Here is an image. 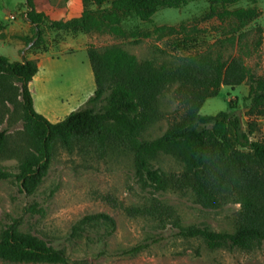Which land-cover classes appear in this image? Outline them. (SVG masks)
I'll return each mask as SVG.
<instances>
[{"label":"trees","instance_id":"obj_1","mask_svg":"<svg viewBox=\"0 0 264 264\" xmlns=\"http://www.w3.org/2000/svg\"><path fill=\"white\" fill-rule=\"evenodd\" d=\"M202 0H82L84 11L79 18L51 21L38 12L33 0H27L26 19L35 28L46 23L52 30L109 31L126 36L123 23H153L162 9H181ZM213 14L220 10L237 20L235 36L224 43L241 46L245 36L238 34L258 16L255 10L228 9L242 2L259 0H206ZM165 36L167 28L157 30ZM169 34L172 30H169ZM130 35H140L135 26ZM88 56L94 74L96 91L87 101L91 108H81L63 121L51 123L38 113L30 84L39 72L36 60L12 61L0 56V157L19 153V174L15 177L20 191L33 195L48 175L57 147L73 153L78 145L95 152L132 156L136 176L157 191L190 190L199 205L219 209L224 205L240 206L237 227L233 233H218L199 227H183L176 212L160 203L146 208H125L131 218H151L161 225L171 222L176 236L201 239L211 250L237 248L253 252L264 244V140L252 141L256 128L251 122L245 129L234 102L230 111L203 116L205 103L218 98L224 87L236 89L249 83V117H264V76H256L239 56L226 60L221 53H202L181 58L179 63L139 61L135 56L114 47L90 48ZM178 85L177 99L185 114L168 131L154 140L143 138L146 130L161 118L159 96ZM21 111L22 143L10 146L7 130H1L9 113L7 105ZM104 105V106H103ZM102 107L100 111L98 107ZM13 149V150H12ZM172 156L183 163L181 175H167L153 166L159 154ZM30 211L42 214L37 204ZM106 226L115 231L116 221L106 214L85 217L74 227L79 236L86 227ZM147 244L127 251L136 256L147 250ZM0 260L26 264H69L64 251L50 246L37 236L19 231V222L0 234Z\"/></svg>","mask_w":264,"mask_h":264},{"label":"rangeland","instance_id":"obj_2","mask_svg":"<svg viewBox=\"0 0 264 264\" xmlns=\"http://www.w3.org/2000/svg\"><path fill=\"white\" fill-rule=\"evenodd\" d=\"M33 1L37 10L39 0ZM27 9V0H0V56L12 61L32 56L38 65L45 57L55 62L46 67L49 81L45 85V95H36V101L37 108L43 110V98L47 96L48 105L58 108L56 113L62 116L61 121L78 109L93 107L87 104L96 91L94 75L91 79L87 73L91 69L90 48L118 47L139 61L173 64L179 63L181 58L209 52L221 53L226 60L241 56L256 76H264V0L255 4L242 2L228 9L229 12L255 10L258 14L239 31L238 34L245 36L239 47L224 43L235 36L236 18L226 16L222 10L213 14L206 0L181 9H162L150 24L123 23L126 36L109 31L52 30L46 23L35 28L26 19ZM135 26L140 35L132 36L130 32ZM11 28L14 30L9 32ZM161 28H167L165 36L157 31ZM169 30L172 33L169 34ZM16 35L29 37L25 43H18ZM81 48L84 51H80ZM177 89L178 85L171 86L159 96L158 110L162 116L146 130L145 140L161 137L184 116L185 108L176 97ZM248 94L249 83L236 89L224 87L218 98L205 103L201 114L216 116L228 112L234 102L245 129L248 130L249 122L255 125L251 140L262 141L264 117L247 116L250 111ZM103 106L97 109L100 111ZM7 107L9 113L1 130L8 131L10 146L16 148L22 143L18 133L23 129L21 111L18 106L8 104ZM83 146H76L73 153L57 147L48 175L33 195L22 193L15 177L5 179L1 175L19 174L18 157L21 155L16 151L13 155L11 151L0 157V234L18 221L20 232L37 236L64 251L69 264H264V244L253 252L228 247L211 250L201 239L177 237L171 222L161 225L151 218H131L125 212V208H146L157 202L173 209L183 227L233 233L239 205L206 209L188 189L157 191L136 176L132 156L100 154ZM153 166L167 175L184 172L182 162L162 153ZM34 204L43 210L42 214L30 211ZM97 214L115 219L116 228L112 234L111 229L98 225L86 227L79 236L74 235L75 226L85 217ZM141 244L150 247L136 256L126 254ZM0 264L26 263L0 260Z\"/></svg>","mask_w":264,"mask_h":264},{"label":"crops","instance_id":"obj_3","mask_svg":"<svg viewBox=\"0 0 264 264\" xmlns=\"http://www.w3.org/2000/svg\"><path fill=\"white\" fill-rule=\"evenodd\" d=\"M37 11L44 13L51 21H69V20H72V19H75V18H78L81 16V14L83 12V5H82L81 0H67V1L57 0V3H55L54 0H39V6L37 8ZM29 24L32 25L30 22H29ZM17 25H19V24L17 23ZM17 25H16L15 29H17V27H18ZM12 29L14 30V28H11V29H9V32L13 31ZM14 37H15V39L18 40L17 41L18 43H25V40L29 36L22 37V36L16 35ZM10 38L11 37H8V39H10ZM3 45L6 46V43ZM18 48H20V47H18ZM80 51H84V48H81ZM23 60H25V59H23ZM23 60H20V61H23ZM27 60H34V57L29 56L27 58ZM53 63H55V62L50 61L46 57L43 58L39 62V72H38L37 76L34 78L33 82H31L30 90H31L32 95H33L34 107H35L36 111L38 113H40L41 115H43L44 117H46L51 123L55 124V123L60 122L61 118H62L61 115L56 113V110L58 108H56L52 105H48V103H47L48 97L47 96H45V98H43L44 99V101L42 102V105L44 108L43 110H40L37 108V101H36V95H38V96H41L42 94L45 95V93H44L45 85L49 81L48 80L49 73L46 72V67H47V65H50ZM87 73H88L89 77L91 79H93L94 74L92 71V67H91V69L90 68L88 69ZM50 75H51V73H50Z\"/></svg>","mask_w":264,"mask_h":264}]
</instances>
